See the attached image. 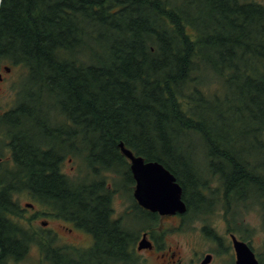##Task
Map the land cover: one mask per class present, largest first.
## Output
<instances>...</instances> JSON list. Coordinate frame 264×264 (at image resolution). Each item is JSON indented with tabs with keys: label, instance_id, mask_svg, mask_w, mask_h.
Masks as SVG:
<instances>
[{
	"label": "trees",
	"instance_id": "16d2710c",
	"mask_svg": "<svg viewBox=\"0 0 264 264\" xmlns=\"http://www.w3.org/2000/svg\"><path fill=\"white\" fill-rule=\"evenodd\" d=\"M6 67L19 79L15 109L1 117L13 160L0 162V264L33 245L40 264L133 263L136 233L102 215L103 183L94 182L103 180L94 164L118 153L119 141L176 176L189 215L216 204L231 215L264 212V161L235 154L238 134L264 146V3L0 0V73ZM193 146L205 173L192 165ZM68 153L80 161V183L61 173ZM26 191L78 208L87 224L95 217L91 253L32 235L17 199Z\"/></svg>",
	"mask_w": 264,
	"mask_h": 264
},
{
	"label": "flooded vegetation",
	"instance_id": "af4514ba",
	"mask_svg": "<svg viewBox=\"0 0 264 264\" xmlns=\"http://www.w3.org/2000/svg\"><path fill=\"white\" fill-rule=\"evenodd\" d=\"M4 70L0 73V83L4 82V72H10L11 68L6 67ZM12 88L14 94L12 105L4 107L0 104V154L3 150L9 148L11 154L8 160H13L12 148L8 146L11 140L6 139L7 126L5 124L7 123L3 122L1 117L5 116L6 112L11 113L15 109L17 88L15 86H12ZM14 118L15 114H10L8 118L11 134L15 125ZM119 143L120 141L116 142L118 153L106 156L102 162L94 164V167L103 175V180L94 178V182L100 181L103 183L98 192L104 194L100 196L106 197V202L109 204V206L107 203L104 205L100 203L99 205L103 206L101 212L104 217L107 216L112 221L126 226V228L128 226L127 220L133 213H137L138 216L145 220L142 228L137 230L139 233L135 236L133 259L137 260V264H140L139 258L142 264H237L235 239L246 242L255 252L260 264H262L261 255L255 251L250 241L246 240V237L241 236L240 231L243 225H241V219L238 218L235 212L231 215V213H226L221 208V213L218 211L216 214H222V216L215 222L205 216L187 217L188 205L185 213L173 215H161L159 212L151 211L139 205L134 197L136 181L131 171V160L122 153ZM1 145L3 146L2 149ZM69 149L70 152H76L78 145L69 146ZM5 160L7 159L2 158L0 155V162ZM75 162L76 165L74 164ZM119 164L123 170L118 172L115 166ZM66 165H69V171H66ZM79 169V159L74 154L68 153L61 164V173L69 179L80 183L81 175ZM123 171L126 172L125 174L130 172L133 179L131 186L133 204L131 207H122L121 211L117 212L114 208L113 200L116 197L121 198L120 195L123 194L125 189L120 187L118 182L108 177H120L121 174L124 175ZM24 193H26L29 201L24 204L21 203V208L25 217V224L32 235L40 234L41 240L51 238L65 242V244L60 243V246H72L78 251L79 255L91 253L88 249L94 245L96 239L95 233L92 231L95 230V217H92L90 223L87 224L86 220H81L79 209L72 208L71 205L65 204V201H62L60 206H54L46 199L40 201L33 191ZM99 208L94 207V210ZM164 222H166L165 228H163ZM144 236L150 241L151 245L138 250L137 246ZM120 238L124 239L122 236ZM68 241L72 243H68ZM82 241H86V243L83 244ZM136 263L133 262L132 264ZM119 264H122V261Z\"/></svg>",
	"mask_w": 264,
	"mask_h": 264
},
{
	"label": "rangeland",
	"instance_id": "374dc122",
	"mask_svg": "<svg viewBox=\"0 0 264 264\" xmlns=\"http://www.w3.org/2000/svg\"><path fill=\"white\" fill-rule=\"evenodd\" d=\"M259 2L264 3V0H256ZM194 11V10H193ZM4 82L0 83V104L4 107H8L10 104L13 103V88L12 86H15L17 88V82L19 79V74L17 70L13 69L10 72H4ZM242 125H240L239 131H241ZM245 129H250L251 124L247 123L244 125ZM45 138L47 140H51V137L49 136V132H45ZM236 147H235V154L244 157H249L252 160H255L257 162L264 161V146L260 142H256V139L252 137L251 134L246 133L244 134V137L241 134H238L237 139L235 141ZM194 147V146H193ZM197 148V150H196ZM195 149V150H194ZM194 150L195 154L193 156L192 165L195 166L198 170L204 168L203 173L206 172V164L204 163V157L202 154V149L200 147H194L192 148V151ZM10 149H6L2 151L1 157L9 159L10 157ZM69 164V162H67ZM76 165V162L74 163ZM86 168H89V166L85 163ZM117 171L123 170L122 166L119 164L115 166ZM66 171H69V165L65 166ZM91 169V168H89ZM121 174L120 177H108L109 179L118 182L120 187H124L123 194L120 195L121 198H115L113 200L114 208L117 212L121 211L122 207H131L133 204V200L131 198V191L128 188V182L129 178L125 174ZM116 174V173H115ZM101 177L103 176L102 174ZM118 175V174H116ZM119 176V175H118ZM216 183V182H215ZM214 183V186L217 187V184ZM126 191V193H125ZM17 199L20 203L24 204L26 201H29L27 198L26 193H21L17 196ZM216 206H220L217 210L214 212L212 211L210 214H207L205 217L211 218L213 221L217 222L218 218L222 216V214H216V212L219 211L221 213V205L216 204ZM244 208V209H243ZM242 210H239L238 218L241 219V236L246 237L247 241H250L252 246L254 247L255 251L259 253L260 255H264V226H263V219H264V212L261 210V207L254 205L253 207L246 209V207H243ZM187 217H193L194 212H192L191 215L187 214ZM128 227L132 228V230L135 231L136 234L139 233L137 230L142 228V225L145 223V220L138 216L137 213H133L128 218ZM141 226V227H140ZM166 227V222L163 223V228ZM176 233V232H174ZM179 233V231H178ZM60 244H65V242L58 241ZM68 243H72L71 241H68ZM83 244L86 243V241H82ZM43 255L40 252V249L37 245L31 246L29 249L27 255L18 262H11L10 264H40L42 262ZM137 260L134 259L133 262L136 263ZM140 264H142L140 258H139ZM137 264V263H136ZM139 264V263H138Z\"/></svg>",
	"mask_w": 264,
	"mask_h": 264
},
{
	"label": "water",
	"instance_id": "95a60500",
	"mask_svg": "<svg viewBox=\"0 0 264 264\" xmlns=\"http://www.w3.org/2000/svg\"><path fill=\"white\" fill-rule=\"evenodd\" d=\"M122 153L131 160V171L136 181L134 197L142 207L161 215L183 214L187 204L183 199V188L176 176L159 161H146L136 155L120 141ZM150 241L144 236L137 249L149 247ZM237 264H260L250 246L235 239Z\"/></svg>",
	"mask_w": 264,
	"mask_h": 264
}]
</instances>
